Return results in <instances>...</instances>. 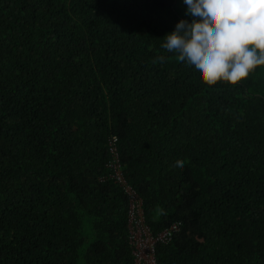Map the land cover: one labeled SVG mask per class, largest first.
Instances as JSON below:
<instances>
[{"label": "trees", "instance_id": "obj_1", "mask_svg": "<svg viewBox=\"0 0 264 264\" xmlns=\"http://www.w3.org/2000/svg\"><path fill=\"white\" fill-rule=\"evenodd\" d=\"M185 13L0 0V264H133L112 137L151 232L179 223L157 264H264V65L207 86L162 47Z\"/></svg>", "mask_w": 264, "mask_h": 264}, {"label": "clouds", "instance_id": "obj_2", "mask_svg": "<svg viewBox=\"0 0 264 264\" xmlns=\"http://www.w3.org/2000/svg\"><path fill=\"white\" fill-rule=\"evenodd\" d=\"M183 2L191 22L181 19L162 47L194 68L207 86H235L264 65V0ZM174 166L182 169L184 161L177 159Z\"/></svg>", "mask_w": 264, "mask_h": 264}, {"label": "built area", "instance_id": "obj_3", "mask_svg": "<svg viewBox=\"0 0 264 264\" xmlns=\"http://www.w3.org/2000/svg\"><path fill=\"white\" fill-rule=\"evenodd\" d=\"M115 146L116 138L112 137L109 140L111 157L106 167L111 172L110 179L122 189L128 199V241L131 246L133 264H157L155 258L156 246L169 243L173 234L178 230L179 223H173L156 234L151 232L144 220L141 199L123 177V167L118 161Z\"/></svg>", "mask_w": 264, "mask_h": 264}]
</instances>
